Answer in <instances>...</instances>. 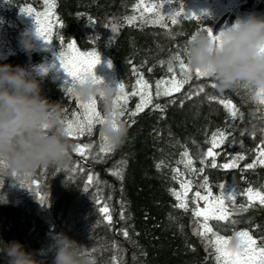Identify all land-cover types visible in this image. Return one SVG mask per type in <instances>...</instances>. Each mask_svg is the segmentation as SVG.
<instances>
[{
    "label": "trees",
    "instance_id": "obj_1",
    "mask_svg": "<svg viewBox=\"0 0 264 264\" xmlns=\"http://www.w3.org/2000/svg\"><path fill=\"white\" fill-rule=\"evenodd\" d=\"M191 1L145 0L146 4H156L164 15L168 24L164 28L152 23L155 13L140 16L143 10L135 8L138 0H52L51 42L36 46L31 53L20 44L29 26L21 9L41 12L44 1H3L0 38L9 43L11 50L0 58V63L25 67L41 80L42 93L64 109L66 124L80 107L66 91L73 79H61L54 71L41 76L38 69L59 59L71 40L82 52L95 50L103 61H111L114 76L128 93L119 117L128 133L113 151L100 152L101 125L97 124L91 135L70 137L74 147L86 143L92 147L84 157L74 151L66 168H41L25 187L11 178L0 182V237L5 241L23 242L29 250L40 253L38 258L44 264H53L56 233L84 245L95 264H216L214 249L197 234L203 218L193 215L199 202H194V192L204 195L208 189L212 198L237 190L234 201L226 202L229 219L208 222L214 231L233 237L246 229L257 238L258 245L264 240V205L258 200L250 204L246 194L249 187L264 192V165L256 163L254 168H246L264 148V104L257 98L259 89L242 84L220 90L214 78H197L193 72L180 92L155 95L156 81L171 79L172 75L183 79L180 61L173 57L179 54L187 63L183 55L185 41L195 32L208 28L213 31L214 17L190 18L186 10ZM181 8L178 22L172 24L168 14ZM239 12L264 15V0H240ZM133 16L137 19L129 24L128 18ZM236 16L235 12L228 16V25ZM169 67L173 73H168ZM138 72H143L152 86V103L131 116L140 103L139 96L131 95ZM213 83L216 87H212ZM200 86L204 88L202 92L198 91ZM209 96L217 99L210 101ZM220 99H230L236 105L235 119L219 103ZM97 102L103 114L101 101ZM157 103L165 106L163 111L154 107ZM218 130L225 132L226 139L213 149L217 153L213 161L206 152L212 146V134ZM185 152L188 156L183 155ZM238 155L244 159L236 161L237 167H222ZM189 159L191 165L187 163ZM181 179L192 184L188 210L176 207L173 189L180 191ZM10 186L17 193L10 191ZM104 206L109 209L111 222L101 211ZM125 231L127 236L123 235ZM207 239H212L211 234ZM0 264H5L2 257Z\"/></svg>",
    "mask_w": 264,
    "mask_h": 264
},
{
    "label": "clouds",
    "instance_id": "obj_2",
    "mask_svg": "<svg viewBox=\"0 0 264 264\" xmlns=\"http://www.w3.org/2000/svg\"><path fill=\"white\" fill-rule=\"evenodd\" d=\"M219 33L216 40L207 31H198L185 41L183 55L191 69L214 78L220 90L242 84L253 90L264 88V15H241ZM41 39L37 26L27 29L21 37V48L31 53ZM45 74L41 68L39 75ZM99 78V82L92 78L74 81L71 94L85 102L94 98L101 101L106 116L101 132L119 144L128 133L119 122L116 108L120 87ZM66 129L64 109L42 93L41 80L25 67L0 63V182L11 178L25 187L41 168H66L75 151ZM53 241V264H95L84 251L85 246L70 236L56 233ZM39 255L19 240L9 242L0 237V257L5 264H44Z\"/></svg>",
    "mask_w": 264,
    "mask_h": 264
},
{
    "label": "snow or ice",
    "instance_id": "obj_3",
    "mask_svg": "<svg viewBox=\"0 0 264 264\" xmlns=\"http://www.w3.org/2000/svg\"><path fill=\"white\" fill-rule=\"evenodd\" d=\"M48 0H46V3ZM54 3H49V11L44 13H37L34 9H21L22 12L32 15L35 17L37 32L39 35L46 41L51 42V34L53 25L51 23L52 15L50 9L53 8ZM136 10H143L140 13V16L147 12L155 13L156 18L152 21L154 24H159L161 27L168 28V24L165 22L164 15L157 10L156 4H146L145 0H138V3L135 6ZM181 12H183V8L179 10H174L168 14V19L172 24H176L178 21L176 17H178ZM185 15H187L185 13ZM199 18L195 12L191 13L190 18ZM137 19L136 16L128 18V23L131 24ZM95 23V21H92ZM209 35L213 36L214 39L218 40L220 37V33H213L211 28L206 29ZM60 41L63 42V37H60ZM175 60L180 61V71L183 73V79H177L175 75H172L171 79L158 80L155 82L156 97L160 96H171L173 92H180L181 88L192 79V73L194 72L197 78L200 77H210L207 73L201 71L200 69H196L193 71L188 63H185L179 54L174 56ZM59 59L62 62L63 68L67 71L69 76L74 79L70 82V85L66 87V91L71 93V84L80 80L82 82L87 81L89 78L94 79L96 82H99L101 78L96 76L95 67L101 62V58L99 54L93 50L90 52H81L77 47V43L75 40H71L67 43L66 50L60 52ZM109 65L111 66V61H109ZM151 71V69H150ZM168 73H173L172 67L168 68ZM138 79L136 80L135 90L132 91L131 95L139 96L140 103L136 105L135 111L130 113L131 116L137 115L139 112L143 111L145 107L152 103V93L150 91L151 85L144 78L143 72H138ZM120 94L116 98V108L118 110V116L120 117L123 113L121 111L122 104H127L128 93L124 91L125 85L123 83H119ZM212 87H216L213 83ZM204 90L203 86H200L198 91L202 92ZM257 98L261 104H264V88L259 89L257 92ZM75 99L79 102V109L76 112L71 114V117L67 120V134L70 137L79 138L85 134L91 135L92 131L97 124H102L106 120L105 114L101 113L97 107V99H93L91 101L85 102L80 100L78 97ZM208 99L215 100L217 97L209 96ZM219 103L222 104L226 109H228L230 116L232 119H235L237 116L236 105L230 99H220ZM154 107L163 111L165 106L160 104H155ZM115 126H119V122H114ZM264 131V129H262ZM100 139L102 141L100 146L101 153H109L114 149V143L110 141V139L103 134L100 133ZM226 139V134L223 130H218L214 132L211 137V147L207 149L206 156L211 157L213 161L217 155L214 152V148L219 147L224 140ZM264 143V141H262ZM92 145L90 143L86 144H77L75 146V151L84 157L88 154V150L91 149ZM184 156H188V153H183ZM244 157L242 155H238L231 162V164H224L222 167L224 168H235L237 167L236 161L242 160ZM189 165L192 164V160L189 159L187 161ZM256 163L260 165H264V148H260L258 151V155L256 161L254 163H249L246 165V168L251 169L256 166ZM213 167H216V164L213 162ZM195 171V169H192ZM176 172L179 173V168L176 169ZM119 175V173H115ZM89 183H91L92 178L89 177ZM36 186L38 187V182ZM205 184L207 181L205 180ZM192 184L191 181H185L181 179L180 181V191L173 189V193L176 196L178 201L176 207L184 210H188V201L187 196L188 192L191 191ZM246 194L249 199V203L255 199L258 200L261 205H264V192L256 190L249 187L246 190ZM237 195V190L233 189L232 191L227 192L225 195H221L219 197H215L213 200H210L212 196L211 189H208V193L202 195L201 191H195L194 197L196 200L194 202H198L199 200H203L206 203V207L200 208L197 204L193 215L196 218H203V223L201 224L200 230L197 232L198 235L205 238L206 244L211 245L214 249L215 253V261L216 264H264V240L260 241L258 245V240L255 238L248 230H241L234 235L239 238V243L236 245L231 244L232 238H226L222 235H219L213 228L209 225L210 220L217 221H227L231 213L227 211L225 200L234 201ZM44 197L41 196V202H43ZM101 211L105 214V219L111 222V216L108 214L109 209L107 206H104ZM232 223H236L237 221L233 220ZM208 234H211L212 239H207ZM123 235L127 236L128 233L125 231Z\"/></svg>",
    "mask_w": 264,
    "mask_h": 264
},
{
    "label": "rangeland",
    "instance_id": "obj_4",
    "mask_svg": "<svg viewBox=\"0 0 264 264\" xmlns=\"http://www.w3.org/2000/svg\"><path fill=\"white\" fill-rule=\"evenodd\" d=\"M4 0H0V7L4 5ZM45 7L41 12L38 13H44L49 11V3H52V0H48L46 3V0H43ZM239 4L240 0H192L188 7H187V13L191 15V13L195 12L197 15H209L215 18V25L213 28V33H219L223 28L228 27V16L235 12L237 15L234 18V21L237 19V17L241 15H246L250 12L241 13L239 12ZM51 15L53 14V8L50 9ZM23 17L28 21V29L36 27V20L35 17L32 15H28L23 12ZM233 21V22H234ZM52 22V20H51ZM2 19L0 16V27H1ZM48 41L44 40L43 38L37 42L36 46H41L47 44ZM11 50V47L9 43L0 38V58L5 57L7 53ZM81 51V50H80ZM82 52V51H81ZM41 68H43L46 73L49 71H54L57 77L61 79H74L73 77L69 76L67 71L63 68L62 62L60 59H54L52 61L44 63L39 69L38 72H40ZM95 73L97 76L104 78L109 83L119 84L116 77L113 74L112 67L105 61L101 59V62L96 65L95 67ZM98 107V104H97ZM13 193H17V190L14 186H10L8 188ZM228 189V187H227ZM227 192L225 191L222 195H225ZM214 198L210 197V200H213ZM255 200V199H254ZM228 200H225V205ZM198 205L200 208L206 207V203L203 200H199ZM226 238H232L231 244L236 245L239 243V238L235 235L233 237H226Z\"/></svg>",
    "mask_w": 264,
    "mask_h": 264
}]
</instances>
